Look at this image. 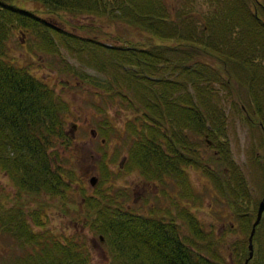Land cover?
I'll return each mask as SVG.
<instances>
[{"label": "trees", "instance_id": "obj_1", "mask_svg": "<svg viewBox=\"0 0 264 264\" xmlns=\"http://www.w3.org/2000/svg\"><path fill=\"white\" fill-rule=\"evenodd\" d=\"M33 1L40 2L43 8L0 0V172L11 179L17 199L10 202L0 193V232L10 235V251L5 252L7 246L0 242V264H94L89 241L81 231L58 236L56 226L48 219V213L55 208L52 202L39 201L41 210L27 211V203L20 201L22 198L18 200L19 195L42 197L46 192L63 202L57 195L78 193L72 184L77 172L63 170L60 163L54 165L56 159L60 160L61 144L53 148L54 145L63 142L67 147L71 142L64 119L70 103L57 85L50 84L42 74L35 76L27 64L17 60L19 57L11 56L10 38L18 27L24 28L22 34L33 42L29 45L43 40L48 54L57 55L54 78L61 81L65 72L73 70L81 81L100 86L99 92L109 97L119 114L127 111L130 123L139 126L129 149L134 163L144 167L145 173L152 169L157 175L164 170L159 160H165L169 148L172 162L165 172L172 174L183 153L186 162L206 169L221 196L235 198L236 218L243 219V171L237 168L231 154L227 132L216 137L215 122L219 115L226 117L223 100L227 94L223 92L231 90L236 95L237 90L241 100L239 85L245 84L243 103L234 102V108L241 109L246 124L256 126L262 133L264 0H207L208 12L193 11L195 0H187L192 7L189 9L171 0ZM84 14L94 20L103 17L126 23L124 28L147 32L146 38L104 40L95 34L104 22H82L80 16ZM66 50L83 64L93 59L97 74L104 75L89 77L77 72L75 64L65 56ZM98 57L101 58L95 60ZM207 109L212 112L204 122L203 111ZM111 125L107 116L98 127L107 136L106 128ZM197 133L203 136L194 141ZM206 134L219 151L215 168L199 160ZM179 173L185 178V189L191 190L189 196H194L187 169L181 166ZM108 175L109 171L106 179ZM110 186L102 191L97 186V194L83 192L88 198L85 204L91 205L92 211L86 218L79 209L84 200L77 198L81 202L76 205L79 218L75 219L81 224L83 218L84 222L91 220L94 235L99 240L104 235L110 264H116L119 255L118 264H224L222 253L212 245L221 239L211 236L195 214L185 213L191 231L182 236L174 221H162L154 215L134 216L130 210L124 213V204L117 199V186ZM254 215L242 220L249 224V230ZM16 242L22 247L30 246V251L12 263L17 252L13 257L9 255L17 248L11 243ZM258 252L264 256L262 246L255 250L256 257ZM252 258L248 264H259ZM259 258L264 262V257Z\"/></svg>", "mask_w": 264, "mask_h": 264}, {"label": "rangeland", "instance_id": "obj_2", "mask_svg": "<svg viewBox=\"0 0 264 264\" xmlns=\"http://www.w3.org/2000/svg\"><path fill=\"white\" fill-rule=\"evenodd\" d=\"M171 1L172 3H178V6L180 8H192L190 7V3L187 0ZM16 2L21 7L28 6L36 9L43 8V5H41L40 2L33 0H27L26 2H24V0H16ZM193 4V11L204 9L208 12L210 10V4L209 2H207V0H195ZM80 18L82 19V22L96 23L103 21L104 23L101 22L100 28L96 30L95 34L104 40H110L112 38L118 39V37L128 39L131 38L136 40H139L140 38H146L147 32L142 30L139 32V29H135V27L124 28L127 25L123 22H119L118 24L116 23L117 21H109L107 18L103 17H97L96 20H94L95 18H87V15L85 14L81 15ZM22 29L24 28H16V30L14 31V35H12L10 38L11 56L19 57L17 60L21 64H27L29 70H31V72L34 73L35 76L39 74L44 75L48 82L53 86L57 85V90L62 94L64 98L66 97L68 99L71 107L69 111H66L67 109L65 110L66 116L64 117L68 132H71L70 122L76 121L77 128L75 132L78 134L81 133V135L86 138H91L92 128L98 129V126L103 124V119L107 116L110 117V121L118 127L119 131L115 133H110L109 136L105 137L106 140L102 144L100 143V136L102 135L99 133L100 140H98L95 145L99 150H101L99 151L101 153H99L101 156L97 160V163H99L100 159L104 157L105 153L107 152V156H110V158L112 159V161H109L110 181H112L113 183L115 182L118 187H126V185H131V179L135 174H128L124 170L120 171L118 167V162L121 159L122 154H124L123 152L126 151V145L131 146L133 141L132 135H136L138 133L139 126L132 125L130 123L129 118H127L130 117V115L126 113L127 111L124 112L125 114H119V112L116 111L117 108L111 106L109 102V97L107 98L104 96V94L99 92L98 89L100 88V86L97 87L96 85L91 84L90 81H81L78 78V75L75 74L73 70L65 72L64 77L61 81L57 80V77L54 78L56 74H54L53 70L55 69V65L57 64V55L48 54L47 49L43 45V43L45 42L43 40L29 45L33 42H30L27 39V36L25 34H22ZM21 37L24 39V43L21 42ZM39 45L42 47V49L39 47ZM42 52L48 55H43L41 54ZM57 54L61 58V55L59 53ZM64 54L67 58H69V60H71V62L75 64L78 70L77 72L83 75H88L89 77L104 75L103 73H101L100 75L97 74L98 69L93 65V59L92 61H88L87 64H83L77 59H75L67 50L64 52ZM100 58L101 57H98L95 60ZM217 87H219L218 84ZM239 89V93L242 96L241 100L239 99L237 90L236 95H234L235 93L231 92V90L223 92V95L227 94V96H225L223 100L225 105L226 117L223 119L222 115H219L217 121L215 122V126L217 127L215 133L216 137H223L224 132H227L230 140L229 142L231 146V154L236 158L237 168L240 171H243V167L247 164H250L248 154L250 155L252 153V148H255V150L260 148V131L259 128H257L256 126L246 124L243 120L244 113L241 111V109L238 110V113V111L234 108V102H237L239 105L243 103L245 84H240ZM125 109L126 107L124 105L123 110ZM211 112L212 111L208 112V109L203 111L202 121H208ZM124 122H127L125 131L123 128ZM202 136L203 134L199 135L197 133V136H195L194 141L200 139V137ZM205 137L206 136H204V139ZM213 137H215V135H213ZM93 144L94 143L91 142L89 143V141H84L83 143L76 145L74 144V142L71 141L67 147L64 146L63 142L56 143L53 147L55 148L56 146L60 145L58 147L59 155L61 163L64 166L65 170L70 171L72 173L74 169L76 171L78 170L77 167L80 168L81 166L83 173L87 177H80L79 179H75V181L77 180L78 182L76 184L77 186L86 188L87 194L93 193V187L91 186L88 178L92 173L100 169V166H98L97 169H95V166H93ZM207 144V142L203 141L200 145L201 154L199 155V160L200 163H210L208 165L211 168H215L218 166L219 162V151L217 150L218 153H216V149L213 150L212 146H210L211 148L207 147ZM113 161L117 162V165H113ZM185 167L189 173L190 180L192 181L193 186L195 188L194 196H189V192H191V190H189V192L187 189L183 190L184 196L181 197V203L176 204L175 206L173 197H169L168 195H166V197L162 194V196L156 198V201L162 204L161 206H165V204L167 203V206L164 209L158 204H156L153 213L149 212L151 207V201L153 199L149 196V194L151 195L153 193L150 190H144L137 196L140 199L136 201L137 208L140 209L143 213L148 212L149 216H151L152 214L158 217L162 221H174L175 227H177L178 231L182 236H186V234L191 231V227L188 224L190 220L186 218L185 213L192 212L198 219H200V225L210 231L211 236L219 237L221 239V242L219 240H216L212 243V245L215 250L222 253L223 263L244 264L245 259L248 256L247 254H249L247 247L249 224L242 221L244 220V218L238 220L233 216L235 220V226L233 229L231 228L230 230L228 222L231 219V210L228 199L224 198L218 193L217 189L214 187V184L210 179V175L207 173L206 169L202 165L196 164L194 162H186ZM250 169L256 171V169L252 168V166ZM98 172L97 173L99 174V178H104L102 174H106V171L98 170ZM124 175H127L128 178H124ZM173 178L174 180L170 181L173 183V181L177 180V183L183 188L184 185L182 184V176L181 182L179 179H177L175 175H173ZM9 179L10 178L7 173L0 172V193L4 195L5 200L9 199L10 202H13L17 200L16 198H14L16 190L12 182L10 181L11 179ZM171 182L167 183L168 188L172 187L173 189L171 192L175 194V189ZM135 186L140 190L142 184H134L133 187ZM175 188L178 191V188L176 186ZM71 191L73 192L74 189ZM77 192L78 193H69L68 195H66L64 197L63 202H61L58 198L50 196L49 193L46 192L45 194H42V197H32L29 196V193H26L25 196L19 195L18 200L22 198L21 201H23L24 203L32 201L33 205L37 204L36 201H40L43 203H47V201H49V203L52 202L55 208L52 209L53 212L51 213H58L59 211H61L62 213L61 215L55 214V217H52L50 215L52 224L56 226V232L58 233V236L64 237L65 235L75 234L76 230L81 231L80 234L82 235V237H87L89 241L90 252L94 264H110L109 251L107 250L108 246L102 240H99V237L95 236L92 232L93 226L90 225L91 220L88 219L83 226H81V223L79 221L75 220L79 218L77 214L76 205L81 201L78 202V199L84 200L83 203H80L79 209H84L89 212V207H87L85 204V199L87 197H85V194H83V191L80 188H78ZM132 194L133 193L128 192V196H125V198L127 197L126 199L130 202L133 201ZM157 206L158 208H162L159 213L158 210H156ZM39 207L40 206H33L32 209ZM76 227L79 229H76ZM9 237V234L0 232V242L7 246L5 252L10 251ZM11 245L15 246L17 250H19H11V253L9 255L10 257H13L14 253L17 252L16 255L13 257L12 263L16 259H18L22 254L30 251V246L25 245L22 247L20 242H16L15 244L11 243ZM240 253H242V257L240 256ZM119 257L120 255L118 256V258H115L116 264H118ZM242 258L243 261H241Z\"/></svg>", "mask_w": 264, "mask_h": 264}, {"label": "flooded vegetation", "instance_id": "obj_3", "mask_svg": "<svg viewBox=\"0 0 264 264\" xmlns=\"http://www.w3.org/2000/svg\"><path fill=\"white\" fill-rule=\"evenodd\" d=\"M264 60V55L262 54L261 57ZM71 124V132H69V138L70 140H72V142H74V144L79 145L80 143H83L84 141H89V143H94L92 145V162H93V166H95V169H97L98 166H100V169L98 170H107L110 169L109 167V161L112 159L110 158V156H107V152L105 153L104 157H102L99 161V163H97V160L100 158V152L101 150H99L96 147V143L98 142V140H100V143L102 144L103 142H105L106 138L110 133H115L117 131H119L118 127L112 123L111 126H109L108 128H106V133L107 136L99 130V129H95L92 128L91 130V138H86L84 136L78 133H76V128L77 125L74 126V124L72 122H70ZM68 131V129H67ZM100 131V132H99ZM102 136H100V134ZM100 136V139H99ZM260 142H259V147L257 150H255V148H252V153L249 155V160H250V164L252 166V168L256 169V171L250 169L251 166L250 164H247L243 167V176H244V190H243V195H242V200H244V204L246 207V210L243 212V218L245 216H248L249 218L253 217L254 215V219L252 221L251 224V228L249 230V234H248V253H250V235H251V231H252V227H253V223L257 217V213H258V208L259 205L261 203V201L264 199V126L262 127V133L260 132ZM72 138V139H71ZM65 139V137H64ZM205 142H207V147L211 148L210 146L213 145L214 141L209 138L208 134H206L205 137ZM95 141V142H94ZM103 146V145H102ZM213 150L215 149L214 147L212 148ZM166 158L165 160H159V162H163L165 168L161 173H158L157 175L154 173V171L152 169H150L148 171V173H145V168H141L138 165H136L133 161L132 158V151L129 149V145H126V151L123 152L124 154H122L121 159L118 162V167L120 171H126L128 174H135L132 179H131V185H126V187H118L116 185V183L110 181V174L107 176V179L105 177V174H102L104 176V178H99V172L98 170L94 173H92L91 175H96V177L98 176V181H96L95 184H92L90 182V178L91 176L88 178L91 186L96 187L97 186L104 190L105 188H107L109 185H111L110 187H113V189L117 186V192H118V197L117 199L119 200L120 204H124L123 208L121 210H123L124 213H126L128 210H130L132 215H139L142 214L144 216H149L148 212L147 213H143L140 209L137 208L136 205V201L140 200L137 196L142 193L144 190H150L153 194H149V196L152 199L151 201V207H150V211L149 212H153L154 213V207L156 204H158L159 206H161L162 204L158 203L156 201V198L159 196L163 195H168L169 197H173L174 198V205L176 206V204H180L181 203V197L184 196L183 193L185 190V178L183 179V188L177 183V180L173 181V183L170 180H174L173 175H175L177 177V179L181 178V175L179 173V170L182 166V168L186 171V161H185V155L183 153L180 154L179 159H177V163H176V169L174 171H172V174L169 173L167 174V172H165L166 166L171 164V150L169 148H166ZM216 153H218L217 149L215 150ZM98 153V154H97ZM100 153V154H99ZM97 154V156H96ZM118 161V158H117ZM176 161V159L174 160ZM113 165H117V162L113 161ZM104 166L106 167V169H104ZM78 170H76L77 174H76V179H79L80 177H87L82 169L81 166L80 168L77 167ZM75 170V169H74ZM250 170V171H249ZM259 170V171H257ZM98 172V173H97ZM257 172V173H256ZM140 174V175H139ZM119 176V175H118ZM124 178H128L127 175H124ZM117 179V176H116ZM172 183L173 187L175 189V194L172 191V187L168 188V184L167 183ZM181 182V180H180ZM77 180L75 182H73V188H79L80 186H77ZM140 185L142 184L141 189L139 190L138 188L133 187V185ZM177 184V185H176ZM175 186L178 188V191L176 190ZM128 192L129 193H133V201L130 202L128 201L125 196H128ZM167 197V196H166ZM168 197V198H169ZM234 200L235 198L232 196V199L228 200L230 203V210H231V219L228 222L230 230L231 228L233 229L235 226V220L233 218V216L236 218V213H235V209H234ZM135 202V204H134ZM255 202L257 203V207L255 208ZM167 206V203L165 204V206H161L162 208L165 209V207ZM157 206L158 213L162 210V208ZM152 215V214H151ZM245 219V218H244ZM227 224V225H228ZM226 226V225H225ZM224 230V229H223ZM231 232V231H230ZM257 232V236H255V233L253 235V244H254V253H253V258L254 260H257L259 264H264V262L259 258V257H264L260 254L257 257L255 256V250L256 249H260L261 246L264 248V211L262 213L261 219L259 221V223L257 224L256 227V231ZM249 256V254H247ZM248 256L246 257V259L248 258ZM256 257V259H255ZM245 259V260H246ZM250 260V259H249ZM249 263V262H248Z\"/></svg>", "mask_w": 264, "mask_h": 264}, {"label": "bare ground", "instance_id": "obj_4", "mask_svg": "<svg viewBox=\"0 0 264 264\" xmlns=\"http://www.w3.org/2000/svg\"><path fill=\"white\" fill-rule=\"evenodd\" d=\"M127 113V112H126ZM127 118H130V117H127ZM73 123H76V121H72ZM126 126H127V122H124V124H123V128H124V131H125V128H126ZM96 129V128H95ZM98 129L100 130V128L98 127ZM109 136V135H108ZM72 139V138H71ZM72 141V140H71ZM57 163H60L61 165H62V163H61V159L59 160V159H56L55 161H54V165H56ZM62 167V169L64 170L65 168H64V166L62 165L61 166ZM107 171H109V169H107L106 170V172ZM110 174V173H109ZM106 175V174H105ZM77 177L75 176V179H76ZM80 189H81V187H79ZM99 190H101V189H99ZM84 193H87L86 192V189L85 190H82ZM102 191V190H101ZM96 192H98V189H95V190H93V193L94 194H97ZM83 193V194H84ZM93 193H91V194H93ZM69 193H67L66 195H68ZM26 195V194H25ZM58 196H62V197H60V198H62L63 200H64V196L63 195H61V194H59V195H57V197ZM83 200V199H82ZM21 201V200H20ZM36 205H33L32 204V201L31 202H27V205H28V207H27V211H29V208L30 209H32V207L33 206H40V203H39V201H36ZM20 205V204H19ZM87 206V205H86ZM87 207H89V206H87ZM33 209H35V208H33ZM36 209H40L41 210V206L39 207V208H36ZM83 210V213H84V216L86 217V218H89L90 217V213L89 212H91V210H92V206L90 205V207H89V212L88 211H86V210H84V209H82ZM59 214L61 215L62 213H61V211H59ZM42 217H44L45 218V215H43ZM82 224H81V226H83L86 222H84V218L82 219ZM53 225V224H52ZM38 228H40V227H38ZM76 229H79V228H77L76 227ZM102 236V235H101ZM104 236V235H103ZM104 241V240H103Z\"/></svg>", "mask_w": 264, "mask_h": 264}, {"label": "water", "instance_id": "obj_5", "mask_svg": "<svg viewBox=\"0 0 264 264\" xmlns=\"http://www.w3.org/2000/svg\"><path fill=\"white\" fill-rule=\"evenodd\" d=\"M74 126H76V123H74ZM93 131V130H92ZM97 181V177L96 176H91L90 178V182L92 184H95ZM264 211V199L261 201L260 205H259V208H258V213H257V217L253 223V227H252V231H251V235H250V244H249V247H250V254H249V257L246 259L245 261V264H248V261L249 259L253 256V253H254V246H253V235L256 231V226L257 224L259 223L260 219H261V216H262V213ZM103 236H101L102 238Z\"/></svg>", "mask_w": 264, "mask_h": 264}]
</instances>
